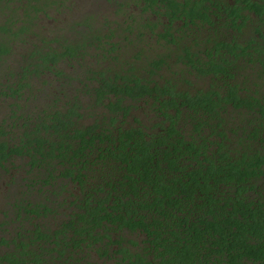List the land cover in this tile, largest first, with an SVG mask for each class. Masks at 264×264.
<instances>
[{
	"label": "trees",
	"instance_id": "obj_1",
	"mask_svg": "<svg viewBox=\"0 0 264 264\" xmlns=\"http://www.w3.org/2000/svg\"><path fill=\"white\" fill-rule=\"evenodd\" d=\"M69 1L0 0V264H264V0H131L123 58L36 32Z\"/></svg>",
	"mask_w": 264,
	"mask_h": 264
},
{
	"label": "rangeland",
	"instance_id": "obj_2",
	"mask_svg": "<svg viewBox=\"0 0 264 264\" xmlns=\"http://www.w3.org/2000/svg\"><path fill=\"white\" fill-rule=\"evenodd\" d=\"M122 3L123 8L121 12L116 13L117 10V5L116 4ZM126 6V7H124ZM134 5L132 4L131 0H112V1H107V0H70L64 7L60 9L53 8L49 11V14L53 19L57 20V22L53 20H47V19H41L40 20V26L43 28V30H39V28H36V32L40 31L41 35L47 38L48 40L57 39L59 42L57 44H54L53 46L56 47L60 43H71L74 44L78 41L82 40V37L84 34H87L88 36L92 34L99 35L101 37L104 36H110L113 35L111 40L114 43H119L121 49L118 51V56L120 58H123L124 56V51L126 48L127 42L123 39L124 36H127L130 40L134 39V36L138 33L141 32L143 35H146L147 38H151V43L149 44L148 48L145 47V56H150L153 53H157V44L155 42L156 38L154 36H151L150 31L148 29H140L139 26H133L135 29L133 33H124L123 28L125 25H123V22L127 21V16L133 15L137 21L140 19H145L148 17H151V15L148 13L147 16L145 14L139 13V11L133 7ZM100 11V13L103 15L102 20L101 16L96 17L97 19L94 22V26H91L90 31H85L86 28H83L81 26H74V24H78L82 22L84 18L87 16H91V14H95L96 12ZM126 17H123V16ZM107 19V21H106ZM143 46V45H142ZM152 47V48H151ZM97 44H94L91 46V44H87L84 54V67H89L91 66L92 68H95L94 65V56L97 54L96 51ZM129 48V47H128ZM150 49V50H148ZM148 50V51H147ZM19 54H25V51L23 50V47H16L14 49V54L15 56ZM125 60H129L128 58H124ZM172 59V58H171ZM167 60L168 64L170 65L171 68H174V62L175 60ZM131 61V60H130ZM12 64V63H11ZM13 65V64H12ZM107 67V66H106ZM59 69L63 71L64 73L76 76L78 75L79 78L81 79L82 75V69H71L68 65H64V63L59 65ZM2 80V82H4ZM77 83L74 81L71 84L66 83V87L68 88L67 90H71V94H74L72 91L75 90L77 87ZM39 88V86H37ZM42 89V87H41ZM44 89V88H43ZM49 92H39L35 93L38 94V97H44L45 94ZM30 96V95H29ZM55 96L51 95L50 100H53ZM11 99H0V121L3 120L6 116L7 113H11L12 109L16 113H20V111L17 112L16 109L10 108L11 105ZM40 102V101H39ZM18 104H21L23 107L24 101L19 100ZM29 103L28 109L23 110L22 113H28L30 112L31 114L34 112L36 106L42 107L41 103H36L34 102L32 105ZM87 105V104H86ZM87 106H85L86 109ZM96 111V110H95ZM140 115V113H137ZM85 116L82 120L81 123H88L90 120L86 118ZM8 124V122H7ZM6 127V125H5ZM14 132V130L11 131V133ZM21 164L23 162L19 161ZM19 164V163H18ZM10 168V167H9ZM7 177V176H6ZM0 178V199L1 195H4V191L6 189V186L10 188H14L16 186L17 182H10L5 181L4 178ZM16 179V178H15ZM17 180V179H16ZM18 189V187H16Z\"/></svg>",
	"mask_w": 264,
	"mask_h": 264
},
{
	"label": "flooded vegetation",
	"instance_id": "obj_3",
	"mask_svg": "<svg viewBox=\"0 0 264 264\" xmlns=\"http://www.w3.org/2000/svg\"><path fill=\"white\" fill-rule=\"evenodd\" d=\"M244 26H246V37L244 38L243 42L249 41L251 39H255L256 41H258L260 44H264V42L262 41L260 34L256 32L257 29H260V32L263 34L264 36V28H259L258 24H254V23H250L247 22ZM259 26H263V25H259ZM232 35H234L235 37H239L235 32L231 33Z\"/></svg>",
	"mask_w": 264,
	"mask_h": 264
}]
</instances>
